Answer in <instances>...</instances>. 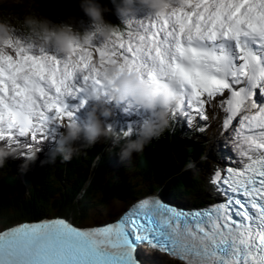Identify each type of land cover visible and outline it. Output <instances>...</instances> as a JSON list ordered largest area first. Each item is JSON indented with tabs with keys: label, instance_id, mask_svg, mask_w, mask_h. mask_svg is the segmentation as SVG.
I'll use <instances>...</instances> for the list:
<instances>
[{
	"label": "snow or ice",
	"instance_id": "snow-or-ice-1",
	"mask_svg": "<svg viewBox=\"0 0 264 264\" xmlns=\"http://www.w3.org/2000/svg\"><path fill=\"white\" fill-rule=\"evenodd\" d=\"M111 65L177 86L186 99L172 115L189 128L209 127V109L223 113L222 146L233 155L212 183L225 199L184 209L149 196L102 226L21 223L0 231V264H142L144 246L183 264H264V0H178L69 57L16 34L0 45V141L55 139L87 107L85 89L107 94L101 72ZM122 112L143 117L132 104Z\"/></svg>",
	"mask_w": 264,
	"mask_h": 264
},
{
	"label": "clouds",
	"instance_id": "clouds-1",
	"mask_svg": "<svg viewBox=\"0 0 264 264\" xmlns=\"http://www.w3.org/2000/svg\"><path fill=\"white\" fill-rule=\"evenodd\" d=\"M117 13L124 18V23L136 20L138 12L146 9L153 17L168 14L178 0H111ZM82 11L91 19L92 29L83 31L74 27L70 18L66 23H55L39 15H28L22 21L33 34V41L44 48L56 50L65 57L74 55L75 45L94 42L102 38L108 41L118 26L105 19V13L111 11L101 0H79ZM15 25L0 17V45L15 39ZM108 83V91L89 86L85 89L88 105L81 119L66 121L63 131L58 135L56 146L50 150L45 163H55L57 158L68 162L82 149L95 146L98 142L124 140L118 153L121 161L131 159L136 153L143 152L146 145L158 139L171 126L173 112L183 109L186 96L179 88L163 80L153 81L141 71H121L117 65H111L101 72ZM132 104L147 113L138 129L130 132H117L109 121L113 108ZM135 137V138H131ZM79 142V143H78ZM28 148L26 151L25 149ZM40 147H28L23 144H9L0 141V169L11 159H22L21 172H27L38 159ZM149 249H146V251Z\"/></svg>",
	"mask_w": 264,
	"mask_h": 264
},
{
	"label": "trees",
	"instance_id": "trees-1",
	"mask_svg": "<svg viewBox=\"0 0 264 264\" xmlns=\"http://www.w3.org/2000/svg\"><path fill=\"white\" fill-rule=\"evenodd\" d=\"M1 11L0 9V17L9 20L7 17L10 16L3 15ZM44 12L32 13L25 10L22 14L18 13V10L14 11L15 14L12 16L16 17V23L13 24L27 30L33 37L22 21L28 15L39 16ZM43 16L48 18V13ZM56 20L57 18L52 21L56 23ZM114 23H117V20ZM79 24L81 25L80 21ZM18 32L19 29L15 31L16 34ZM96 152H101V149L90 151L86 159L79 157L76 160L77 166L71 168L69 175L55 177L50 174L47 176V173H50L47 170L43 178L32 180L29 177L25 184L13 178L0 180V224L9 225L48 214L85 217L87 213L95 211L106 202L126 199L139 185L142 187L141 190L161 189L175 199H179L183 193H186V186L191 185V192L196 189L194 183V186L191 184V173H176L180 169L179 164L170 151L164 152L163 150L155 156H145L144 161L140 162L141 166L139 167L140 164H138L135 168L137 175L125 174L126 176L124 175L123 178H118V176L108 178L105 169L101 166L98 167L94 175L90 174V167L95 161ZM183 161H187V159L185 158ZM183 161H181V165L185 163ZM72 175L75 176L74 179H72ZM90 176V184L86 186ZM25 186L29 187V190Z\"/></svg>",
	"mask_w": 264,
	"mask_h": 264
},
{
	"label": "rangeland",
	"instance_id": "rangeland-1",
	"mask_svg": "<svg viewBox=\"0 0 264 264\" xmlns=\"http://www.w3.org/2000/svg\"><path fill=\"white\" fill-rule=\"evenodd\" d=\"M101 3L103 5H105L106 7L111 9L110 12L105 13V19L106 20H109V22L112 23V24H116V23H114L116 21L114 16L118 20H123L122 19L123 17H121L117 13L116 7L111 2V0H101ZM0 9L2 10L1 12L3 13V15L11 17V18L9 17L10 18V22L14 23V24L16 23V17L12 16L13 14H15L14 11L18 10V13L24 14L25 10H29V12H32V13H36L38 11H42V12L46 11V12H44L42 14L44 15V14L48 13V18L49 19L53 20V19L57 18V20L60 23L69 22V20L71 18L74 21V27L75 28L78 27V28H82V29L86 30V29H92L94 27L92 21L90 20V18L82 11V9L80 7V4H79V0H69V1L68 0H0ZM32 9H34V10H32ZM147 15H148V11L146 9H142V10H140L138 12L137 18L139 19L140 16H143V18H144ZM57 20H56V23L58 22ZM80 20H86V22L82 23V25L80 26V24H79ZM130 22H131L130 26L132 27V29L128 28V30H134L135 29V20H132ZM17 29H19L18 33H20L21 35L32 37L28 33L27 30H24L20 26H15V31ZM97 58H98V54H97ZM216 125H217L216 124V120L214 118L211 121V125H210V127H211L213 132L208 133V135L210 137H213L214 134H216V132H217V130L215 129ZM216 146H222V144H217ZM212 149L213 148H211V150ZM180 151L181 150L177 149L175 151V153L179 152V156L183 155L184 158H186L188 161L190 160V162H192L191 158L189 159V157L187 155L182 154ZM188 161H183V162L188 164L189 163ZM180 163L181 162L178 161L179 165H180ZM99 164H100V161H99L98 165ZM208 167H210V166L209 165H203V164H200V163L197 162V163H192V165H190L187 168H185V170L190 171L193 176L198 177L199 175H201L202 177H204V176H206V172L205 171L208 169ZM111 169L116 170V166H112ZM176 169H179V168L176 167ZM6 174H7V172H5V175ZM74 177L72 175L73 179H74ZM19 179H21V181H23V179H25V177L23 178L20 175ZM90 179H91V177H89L87 179L86 186L90 184L89 183ZM170 185H172V183H170ZM122 203L123 202L119 201V200H111L108 203H105L104 205H100L101 207H99V208L104 214V217H102V218H107V217L116 215L117 213L121 212L123 210V204ZM95 213H98L97 210H95L93 212V215H95ZM90 223H92V221H90ZM3 227L4 226H0V229L3 228Z\"/></svg>",
	"mask_w": 264,
	"mask_h": 264
},
{
	"label": "bare ground",
	"instance_id": "bare-ground-1",
	"mask_svg": "<svg viewBox=\"0 0 264 264\" xmlns=\"http://www.w3.org/2000/svg\"><path fill=\"white\" fill-rule=\"evenodd\" d=\"M8 19H9V21H10V18L9 17H7ZM143 18V16H140L139 17V19H142ZM123 20H124V18H122ZM13 22V21H12ZM130 23L131 22H128V23H124L125 25H130ZM24 37H27L28 39H31V40H33V37H29V36H24ZM115 121L114 122H117V120L116 119H114ZM139 126L140 125H135L134 126V129H138L139 128ZM209 138H210V136H209ZM215 145H217V144H222V141H217L216 143H214ZM210 149L211 148H213L214 149V147H212V146H210L209 147ZM212 149V150H213ZM182 153H189V150H188V148L187 147H185V148H183L182 149V151H181ZM190 158H191V156H190ZM49 159V151L47 152V153H45V150H42L41 152H40V155H39V159L38 160H36L35 162H34V166H33V168H32V166L29 168V170L27 171V172H21L22 174H24V173H26V174H28L29 176H30V174H29V172L30 173H33V172H37V171H42V170H37L43 163H45V161H47ZM179 161H181L180 160V158H179ZM23 163V161H22V159H9V161H7V165L4 167V169L3 170H5L7 173H8V176H9V178H13L14 180L16 179V176L14 175L15 173H18L19 171H20V166H21V164ZM192 163H194L193 161L191 162V164H189L188 166H190V165H192ZM51 164V163H50ZM227 164V163H226ZM213 165H214V171L216 170V169H218L217 167H219V165H224L223 163H221V162H213ZM180 166V165H179ZM178 166V167H179ZM187 166V167H188ZM187 167H185V168H187ZM226 167V165H224V166H222V169H224ZM180 168V167H179ZM184 168V167H183ZM185 168L183 169L184 171H187V170H185ZM14 173H13V172ZM50 174H53V175H55V177H60V176H65L66 174H59V173H57V172H55V173H47V176L48 175H50ZM90 183V182H89ZM191 188V187H190ZM196 190H198V188H196L193 192H191V194H194V192L196 191ZM148 197V196H147ZM107 203V202H106ZM39 218V217H38ZM100 223L101 224H104L105 222L104 221H100ZM164 256H166V255H164ZM166 258V257H165ZM146 264H156V263H151V262H149L148 260H147V262H146Z\"/></svg>",
	"mask_w": 264,
	"mask_h": 264
}]
</instances>
